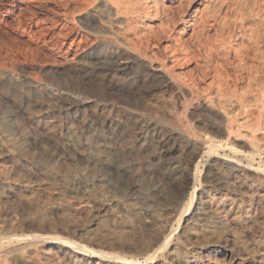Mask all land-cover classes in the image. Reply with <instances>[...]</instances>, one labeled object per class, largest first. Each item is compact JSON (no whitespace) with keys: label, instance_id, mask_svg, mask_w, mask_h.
Here are the masks:
<instances>
[{"label":"bare ground","instance_id":"bare-ground-1","mask_svg":"<svg viewBox=\"0 0 264 264\" xmlns=\"http://www.w3.org/2000/svg\"><path fill=\"white\" fill-rule=\"evenodd\" d=\"M260 2L0 0L1 98L11 91L12 94L25 93L28 85L36 84L43 85L42 92L55 98H64L69 92L75 94L81 91L85 103L96 101L93 95L97 92L100 94L101 90L92 88L87 92L77 80L71 82L70 89L64 87L50 72L42 82L35 72L38 67L30 63L38 58L59 63L62 72L68 76L75 73L80 80L89 77V72H92L82 65L81 52H84L83 57H100L116 67L130 66L141 74V78H127L128 85L118 87L117 96L124 93L141 94L143 86H146L150 93L169 92L171 105L180 109V112L172 115L170 111L167 114L158 110V107L143 105L144 102L136 105L124 96L117 97V102L137 119L139 128L144 126L150 129L145 139L148 143L161 144L166 154L174 148L184 157L187 156L190 169L180 174L183 173L184 180L192 181L193 185L189 207L192 214L187 219L193 225H184L187 227L177 236H164L158 232L151 240H142L138 245L129 246L142 250L156 247L154 255L148 253L150 263L88 250L72 241H57L56 236H45L35 231L28 234L18 231L8 233L14 221L7 220L5 224L11 222L9 228L6 226L8 232L0 229V264H89L88 260L92 257H98L95 264H264V178L254 176L251 172L255 170L254 156L261 146L257 143L256 135L259 132L261 134L262 129L264 131V80L261 77L264 68V23L261 15L264 13L261 14ZM77 72L82 73V76ZM6 125L0 122V131L9 135L10 143V147L0 157L2 165V159L9 160L12 169L24 172L27 167L24 164H30L37 173L51 179L55 170L44 167L41 162L44 157L40 156L43 158L39 159L29 156L30 153L26 154L28 149L41 150L43 146L31 143L22 133H16L15 136ZM48 126L43 128L46 135L50 133ZM244 127L247 129L243 130ZM244 138H250V141ZM69 141L67 144L75 155L89 157L87 142ZM169 141L172 147H168ZM204 158L214 167L216 174L221 175V178L223 176L222 192H216L215 188L196 187L199 181L198 163ZM97 164L100 168L97 177L111 188L117 187L112 181L113 174L116 176L120 173L121 176L128 173L119 163L111 165L103 158L98 159ZM174 167L176 165L172 169L169 167L166 177H174L172 174L177 170ZM109 168L114 173H109ZM131 187L138 193L143 192L138 182L134 181ZM28 190L24 187L23 191ZM228 190L238 197L228 198L230 194L227 196L224 192ZM21 192L6 180L5 168L0 169V198L9 195L18 205L26 203L25 206H28L29 203L25 202L28 200L23 198ZM194 194H197L196 202ZM228 199L231 204L229 207L226 206ZM238 202H246L248 207L238 204L237 208H233L232 205ZM131 212L136 215L143 212L155 218L148 209L132 207ZM26 215L29 222L36 220L45 223L42 231H51L53 228L44 210ZM17 223L19 221H16L19 226ZM122 223L118 221L112 227H95L96 230L90 231L87 237L98 246H111L114 240L111 239L110 244V238L124 227Z\"/></svg>","mask_w":264,"mask_h":264},{"label":"rangeland","instance_id":"rangeland-1","mask_svg":"<svg viewBox=\"0 0 264 264\" xmlns=\"http://www.w3.org/2000/svg\"><path fill=\"white\" fill-rule=\"evenodd\" d=\"M259 2L261 4L262 14L264 13V0H259ZM262 15L261 20L264 23V15ZM81 53L80 60L82 65L85 66V69L93 72H89V77L83 80L78 79L75 73L68 76L62 72L60 64L57 62H50L49 60L38 58L33 61L31 60L32 62L30 61V63L33 66L38 67L35 72L36 75L41 78L42 82L44 77H47L51 72L64 87L71 89V87H69L71 82L77 80V83L81 84L87 92L92 88L100 89V94L97 92L96 95H93V98L96 101L85 103L82 98L84 93L81 91L75 94L69 92L64 98H55L51 94L42 92L43 85L35 86L36 84L28 85V91H25V93L19 94V92H15L12 94L11 91L9 94L10 96H6L7 98L2 97L5 98L2 99L0 97V122L7 124V129H11L13 134L15 133V136H17L18 133H22L29 138L31 143L41 144L43 146L41 150L32 149L31 151V149H28L26 154L29 155L30 153L29 156L34 158L37 157L39 159L44 157L41 161L43 165H45L44 167H46V169L53 168L55 170V175L53 176L54 179L53 177L48 179L39 172L37 173L30 164H28L29 166L24 164L25 167L27 166L26 169L23 167L24 172H16L15 169L11 168L9 160H4V162L2 159L3 165L0 160V169L5 168L6 170V180L12 185L17 186V188L22 191L21 194L23 195V198L28 200L25 202L29 203L27 204L28 206H25L26 203H21V206V204L18 205L12 200L14 198H10L9 195H2L0 198V200H2L0 201V210H2L1 212L4 211V213L0 212V229L2 232H8L9 229L7 228H9L11 222L14 221L12 222V228L8 233H10V231L11 233L18 231L17 233L22 232L23 234H28L30 231H35L45 236H56L57 241L62 239L72 241L75 245H80L88 250H96L102 253L108 252L109 254L119 255L120 257L123 256L128 259L137 258L140 262L150 263L148 257L149 255H154L156 247L142 250L129 246L138 245L143 241L146 242L151 240L154 234L158 232L163 233L164 236H177L184 228L193 225V223L189 222L190 220H187L192 214L191 208H189L191 192L193 191L192 181L188 182L184 180L183 173L180 174V172H184L185 169H190L189 167L191 164L187 156L184 157V154L174 150V148H172L171 152L166 154V151H163V147H160L161 144L159 146V144L148 143L145 139L146 136L149 135L148 133H150V129H147L144 126L140 127V129L137 119H134L121 107V104L117 102V97H128L127 99L132 102L134 101L136 105H140L144 102L143 105L150 104L154 108L158 107V110L165 111L167 114L171 111V113L173 112L172 115L179 113L180 109L171 105L172 101L169 92L150 93L149 88L147 89L146 86H143V92L141 94L128 95L127 93H124V95L119 94L117 96L116 94L119 93L117 91L118 87L120 88L121 85L124 87L127 78L137 77L140 79L141 74L136 73L134 68L130 66L116 67L100 57L99 59L89 56L83 57L84 52ZM262 53H264V49ZM49 67L53 68L49 69ZM77 73L82 76V73ZM261 77L264 80V68ZM41 92L45 95H42ZM98 101L100 103H98ZM237 113L239 112L237 111ZM43 125L44 127H42ZM45 126H48V129L50 130V133L47 134L48 136L45 134V129H43ZM246 129L247 128L245 127L243 128V130ZM0 133L2 134H0L1 157L6 148L10 147V143L8 144V134L1 131ZM259 133H257L256 137L257 143L261 146L260 149L257 150V154L254 153V155L256 154L253 161V169L255 168V170L251 172H253V175L255 174L254 176L264 178L263 129L261 130V134ZM70 137L75 142L77 141L76 143H88L90 152L89 157L75 155L76 153L71 151L73 149L67 144L70 142L69 140H72ZM84 139L86 141H83ZM244 140L250 141V138H244ZM58 144H60L59 148ZM168 144V147H172L171 142ZM222 152L229 153L228 151ZM97 158L106 159L111 165L119 163L128 170V173L122 174L121 176L120 173L116 174L117 177L113 174L112 181L115 186H117L116 188L108 187L97 177V170L100 171L97 164ZM171 161L174 163H171ZM175 165L176 167L174 168L177 170L172 174L174 177H166L165 173ZM209 166L210 164H208L206 158L198 163L199 168L197 177L199 178V181L196 182V187L202 189L215 188L217 189L216 192H222L221 188H224V183H222L223 176L221 178V175L215 173L216 171L214 167ZM110 171L109 168V173ZM211 176L213 177L211 178ZM134 181L140 183L143 189L142 193L136 192L131 187ZM24 187L29 188L28 192L23 191ZM224 192L227 193V196L230 194L228 198L234 196L233 198L236 199L238 197L234 195L235 193L231 190ZM6 196H8V198H6ZM31 200H33V202H31ZM12 201L14 202L12 203ZM196 201L197 194H194V202ZM32 203H34L35 206ZM9 204L12 205L10 206ZM238 204L241 205L242 203H234L232 207L234 208V206L236 207ZM230 205L228 199L226 206L229 207ZM246 206L248 207V203L246 204V202L241 205V207ZM132 207L140 210L148 209L153 212L155 218H151L143 212H141V214L139 212L138 215L133 214L131 212ZM4 208H8V211ZM39 209L46 212V218L53 224L51 231H42L43 225L45 224L43 222L36 220L29 222L30 220H28L26 213L31 216ZM1 217L4 218V220ZM23 218L26 221H23ZM7 220L12 221H9L10 224H5L4 221L8 222ZM16 221H19V223H17L19 226L16 225ZM118 221H120V223H125H122V226L124 227L119 230L120 233L117 232L112 238H110V244L114 240L113 243L116 245L112 243L111 246H98L87 237L88 233L94 231L95 227L97 229L102 226L112 227ZM41 223L43 224L41 225ZM188 223L189 225H187ZM118 234L120 236H118ZM262 234L264 235V231ZM92 254L96 253L93 252ZM89 260V264H95L98 257H92Z\"/></svg>","mask_w":264,"mask_h":264}]
</instances>
